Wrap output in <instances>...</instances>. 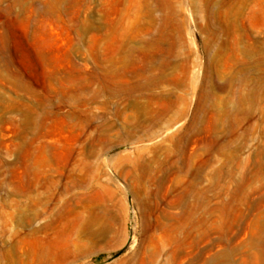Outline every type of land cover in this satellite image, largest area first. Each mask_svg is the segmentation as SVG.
Listing matches in <instances>:
<instances>
[{
	"label": "rangeland",
	"instance_id": "374dc122",
	"mask_svg": "<svg viewBox=\"0 0 264 264\" xmlns=\"http://www.w3.org/2000/svg\"><path fill=\"white\" fill-rule=\"evenodd\" d=\"M143 1L0 0L8 264H124L137 202L203 203L199 243L157 263L264 264V0H152L147 30ZM29 177L72 202L37 241L23 238Z\"/></svg>",
	"mask_w": 264,
	"mask_h": 264
},
{
	"label": "bare ground",
	"instance_id": "6f19581e",
	"mask_svg": "<svg viewBox=\"0 0 264 264\" xmlns=\"http://www.w3.org/2000/svg\"><path fill=\"white\" fill-rule=\"evenodd\" d=\"M138 19L141 20L140 29L147 30L155 20L154 6L152 0H144L139 8ZM146 17L144 20L143 18ZM143 20V21H142ZM127 63L126 54H122L109 65L110 72L124 70ZM152 71V67H149ZM183 99V95L177 97ZM36 110L26 112L23 117V125L28 133L33 129ZM184 110H179L182 115ZM33 163L30 158L26 159V169L30 172ZM41 186H39L40 188ZM37 184H33L29 177L26 189V202L23 226L25 228V237L34 241L39 240V234L46 231V226L59 220L60 216L69 210L72 202H60L58 199L50 201L39 196ZM140 208V242L132 254L124 260V264H162L157 263L161 258L165 263L168 262V254L174 251L177 245H185L186 242L197 245L203 228V203L202 202H177L175 205L166 204L160 214H157L158 204L153 202H137ZM0 261L8 264L11 250L14 245V235L16 231L11 229L10 224V202H1L0 204ZM175 207L177 211L170 212L168 208ZM173 217L178 221H173ZM19 221H17L18 223ZM48 227V226H47ZM53 227V226H52ZM160 232H157V230ZM51 232V231H50ZM189 240V241H188ZM77 246V244H76ZM183 248V247H182ZM165 256V257H164Z\"/></svg>",
	"mask_w": 264,
	"mask_h": 264
}]
</instances>
